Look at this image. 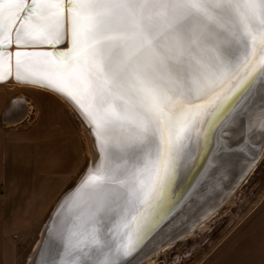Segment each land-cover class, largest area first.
Here are the masks:
<instances>
[{
  "label": "snow or ice",
  "instance_id": "6c2138e0",
  "mask_svg": "<svg viewBox=\"0 0 264 264\" xmlns=\"http://www.w3.org/2000/svg\"><path fill=\"white\" fill-rule=\"evenodd\" d=\"M65 16L69 47L61 51L56 45L63 43ZM14 28L18 46L29 42L22 33L53 46L52 52L9 54L18 69L21 55L55 57L64 82L89 97L82 115L104 161L97 167L94 158L89 169L96 172L86 173L95 185L93 203L56 233L46 227L33 264H75L81 257L127 264L135 229L114 247L106 245L107 252L84 249L101 243L99 233L121 203L124 210L107 232L118 237L122 227L138 224L146 209L129 220L133 201L144 205L166 189L195 115L208 113L199 135L203 124L215 126L258 71L264 75V0H0V80L6 78L5 39L12 43ZM233 41L238 53L229 52ZM234 73L241 74L239 82L225 89ZM21 103L14 99L10 107ZM114 128L123 137L110 142Z\"/></svg>",
  "mask_w": 264,
  "mask_h": 264
},
{
  "label": "water",
  "instance_id": "95a60500",
  "mask_svg": "<svg viewBox=\"0 0 264 264\" xmlns=\"http://www.w3.org/2000/svg\"><path fill=\"white\" fill-rule=\"evenodd\" d=\"M21 38L29 42L16 45L14 28L11 35L12 43L8 44L7 39H5L7 46L3 49L5 68L2 75L6 78L0 82L10 80L19 82L16 79V76L19 75L25 84L52 91L62 100H65L87 132L91 153L89 164L94 158L97 160L98 154L97 167H102L104 161L101 158L96 137L86 125L85 116L82 115V108L84 110L87 108L81 104L83 99L81 100L73 89L74 84L68 86L64 83L65 80H62L63 77L56 71L55 64L51 68L45 65L47 72L40 70L36 72L21 71L22 57H41L42 55H21L19 57L21 62L19 69L16 66L17 58L14 55H9L17 50L22 53L52 52L53 46L46 43H35L34 41L38 40L39 37L32 35L21 34ZM62 40L63 43L56 45V49L61 51L69 47L66 16ZM13 47L16 49L11 51L10 49ZM239 48V43L233 41L229 52L238 53ZM47 58L55 61V57ZM40 60L42 62L43 59ZM255 76V83L248 84L243 94L234 98L236 102L222 112L223 115L219 116L215 126L211 129L203 124V132L198 135L197 129H200L202 123L207 120L208 113L202 112L195 115L189 133L191 138L184 141L175 173L171 178L174 193L170 195V192L164 190L156 199L149 200L144 205L133 201V211L129 213V220L132 215L146 209L143 217L138 224L132 223L128 227H122L118 237H114L112 233L107 232V227L111 226V221L119 219L118 214L124 210V205L121 203L120 207L109 214L111 217L109 224L101 229L99 233L101 243L85 247L84 250L88 255H93L98 250L107 252L108 247L106 245L114 247L117 238L124 240L132 229H135L136 235L132 237L135 250L127 258V264H140L151 259L163 248L171 247L177 241L189 236L192 230L197 229L215 215L239 186L246 181L247 176L254 169L264 151V138L259 139L257 136L258 130L264 122V75L258 71ZM58 88H63L64 92L69 94L57 91ZM18 99L24 103L14 107H10L11 101L7 104L4 110L6 122L10 120L6 118V115L8 117L12 112L14 115V109L26 105V100ZM22 117V115L17 116L15 120L13 119L9 123L17 124L21 122ZM205 141L211 142L204 144ZM89 164L74 186L57 201L41 229L39 239L26 264H33L41 241L44 239L46 227L51 224L53 233H56L63 227L66 219L84 213L93 203L95 185L86 182L88 179L86 173L91 175L96 172V168L90 170ZM163 194H167L165 199L162 198ZM101 259L103 260V257ZM81 261L83 264H90L87 257H81L75 261V264H81Z\"/></svg>",
  "mask_w": 264,
  "mask_h": 264
},
{
  "label": "crops",
  "instance_id": "0c3cea01",
  "mask_svg": "<svg viewBox=\"0 0 264 264\" xmlns=\"http://www.w3.org/2000/svg\"><path fill=\"white\" fill-rule=\"evenodd\" d=\"M41 97L50 99L46 102L49 108H40L37 104L38 114L31 123L8 126L2 124L7 103L2 98L0 87V264H17V232L32 227L28 224V215L47 212V190L55 192L60 188L59 183L69 171L65 168L66 160L79 150L80 136L71 117L53 99L54 96L41 94ZM21 115L24 117L26 114L19 117ZM11 117H14L13 113ZM40 121L45 126L38 124ZM9 155L16 162L12 165L11 182L18 178L16 165L19 163L20 179L25 178L24 172L28 179L34 181L46 179L47 184H40V193L34 189L30 195L21 194L25 186H20L21 192L18 193L21 195H18L12 191L11 182L8 188L5 165ZM12 194L16 199H10ZM197 264H264V193L256 206Z\"/></svg>",
  "mask_w": 264,
  "mask_h": 264
},
{
  "label": "rangeland",
  "instance_id": "374dc122",
  "mask_svg": "<svg viewBox=\"0 0 264 264\" xmlns=\"http://www.w3.org/2000/svg\"><path fill=\"white\" fill-rule=\"evenodd\" d=\"M2 98L6 100L8 104L10 101L18 98H23L26 100L25 106L18 107L14 112V117L8 115V120L6 122L3 112L2 119L4 122L2 124L15 126L17 124H28L31 123L38 114L37 104L40 108H49L46 103L50 99L41 97V94L54 96L64 111L71 117L72 124L78 129L79 132V150L74 157L70 156L66 160L65 168L69 171L64 175L63 181L59 183V189L52 191L47 190L48 194V210L43 213H32L28 215V219L32 224L31 228H26L17 232V264H26L30 258L32 251L34 250L36 243L39 239L41 229L45 224L47 218L51 214L54 206L56 205L59 198L69 189H71L77 180L80 178L81 174L87 168L91 153L89 147V141L87 138V132L83 128L81 122L74 114L72 109L66 104V102L54 94L51 95L46 90L35 89L27 87L25 85H18L8 82L4 85H0ZM42 90V91H41ZM49 94H47L46 92ZM45 96V95H44ZM26 98V99H25ZM8 99V100H7ZM7 106V105H6ZM6 108V107H5ZM51 109V108H50ZM5 110V109H4ZM20 110H22L20 112ZM13 113V112H12ZM24 115L21 122L17 124L9 123L13 119L15 120L19 114ZM46 116V115H45ZM44 116V117H45ZM7 117V115H6ZM45 118L44 121H46ZM38 124L43 125V121ZM73 145V144H71ZM63 153L60 152L59 156ZM9 155L8 164L5 165L6 173V185L10 189L9 185L11 182V177L14 172L12 165L16 162L11 159ZM11 159V160H10ZM20 167L19 163L16 165V173L18 178L15 182H11V189L18 195L28 194L30 195L32 191H38L40 193L39 187L42 183L45 185L47 181L45 178L42 181H34L33 179H28L25 172L23 179L19 178V172L17 169ZM75 171V172H74ZM3 177V172H2ZM14 184V185H13ZM41 184V185H40ZM61 185V186H60ZM20 186H25L19 190ZM17 189V191H16ZM18 192H21L19 194ZM53 194L51 195V193ZM264 193V151L261 154L260 159L256 163L254 169L247 176L246 181L239 186V188L230 196V198L224 203V205L215 213V215L204 222L200 227L190 232V235L184 237L183 239L177 241L171 247L163 248L161 251L157 252L151 259H148L140 264H197L199 261L232 229L241 219H243L253 207L258 203L261 195ZM46 197V196H45ZM44 197V198H45ZM11 200L16 199L15 194L10 197ZM36 206H34L35 208Z\"/></svg>",
  "mask_w": 264,
  "mask_h": 264
},
{
  "label": "bare ground",
  "instance_id": "6f19581e",
  "mask_svg": "<svg viewBox=\"0 0 264 264\" xmlns=\"http://www.w3.org/2000/svg\"><path fill=\"white\" fill-rule=\"evenodd\" d=\"M18 27H19V25H18ZM23 34V33H22ZM23 35H26V34H23ZM33 36V35H32ZM14 48L15 47H13L12 49H10L11 51L12 50H14ZM16 49V48H15ZM43 59L42 60V62H41V60L40 59ZM21 61L23 62V64H22V66H21V71H24V72H36V71H42V72H47V68H46V66L48 67V68H51V67H53L54 66V61H52L51 59H49V58H47V57H45V56H41V57H34V56H30V57H22L21 58ZM46 65V66H45ZM240 78H241V74H233L232 76H230L229 77V79H228V81H226L225 83H224V85H223V87L225 88V89H227V88H229V87H235V85L239 82V80H240ZM255 78H256V76H254L244 87H242L241 89H240V91L237 93V96L236 97H234V98H237L238 96H240L241 94H243V92L245 91V89L247 88V85L248 84H254L255 82ZM62 80H65V78L63 77L62 78ZM13 82V83H15V84H18V85H25V86H29V87H31V88H35V89H38V87H36V86H32V85H28V84H25L24 82H14L13 80H10V81H2V82H0V85H4V84H6V83H8V82ZM65 83V82H64ZM72 84H74L73 85V89L76 91V93L79 95V97L81 98V100H82V102H81V104L83 105V107L85 108H87L88 107V105H89V103H90V100H89V97L85 94V93H83V91L82 90H78V86L73 82ZM72 84H71V86H72ZM69 86V85H68ZM41 89V88H40ZM43 90H45V89H43ZM221 90V88H217L216 89V91L217 92H219ZM42 91V90H41ZM46 91H48L49 93H51V94H54L55 96H58V95H56L54 92H52V91H49V90H46ZM45 91V92H46ZM47 92V93H48ZM58 98H60L59 96H58ZM61 99V98H60ZM65 101V100H64ZM227 110V109H226ZM221 115H223V113L221 114ZM206 135H207V133H206ZM107 136H108V139H109V141L110 142H115V141H118V140H120L122 137H123V133L121 132V130L119 129V128H114V129H112L108 134H107ZM257 136H258V138L259 139H263L264 138V122L261 124V126H260V128H259V130H258V134H257ZM210 139V138H209ZM210 142L211 141H205V142H203L204 144H206V143H209L210 144ZM97 161H98V154H97ZM172 185H173V182H171V180H170V182L167 184V187H166V191H168V192H170V195L171 194H173L174 193V187H172ZM167 192V193H168ZM167 197V194H163V196H162V198L163 199H165ZM165 202H167V201H165ZM159 208H161L160 206H159Z\"/></svg>",
  "mask_w": 264,
  "mask_h": 264
}]
</instances>
